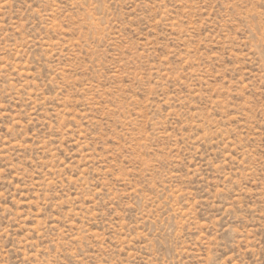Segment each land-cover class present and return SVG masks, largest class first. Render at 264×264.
<instances>
[{
  "label": "rangeland",
  "instance_id": "obj_1",
  "mask_svg": "<svg viewBox=\"0 0 264 264\" xmlns=\"http://www.w3.org/2000/svg\"><path fill=\"white\" fill-rule=\"evenodd\" d=\"M0 264H264V0H0Z\"/></svg>",
  "mask_w": 264,
  "mask_h": 264
}]
</instances>
